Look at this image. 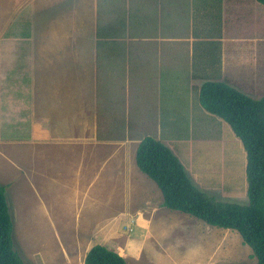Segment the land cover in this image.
<instances>
[{"label":"rangeland","instance_id":"374dc122","mask_svg":"<svg viewBox=\"0 0 264 264\" xmlns=\"http://www.w3.org/2000/svg\"><path fill=\"white\" fill-rule=\"evenodd\" d=\"M241 1L227 0L225 35L230 39L228 45H234L236 49L239 45L242 50V75L237 80L233 74L226 73L225 80H236L239 88L260 98L264 94V4L254 0ZM22 2L0 0V120L3 116L6 131L10 124L25 125L20 119L15 121L13 118V124L10 122L18 106L20 114L25 106L24 90L21 85L17 86L23 76L17 69L10 70L16 63L20 67L23 65L22 57L26 52L24 45L17 46L21 41L18 38L25 30ZM174 74L175 71L170 70L161 90L154 88L158 80L146 87L145 95L153 96L146 98L145 111L154 112L152 108L161 105V118H152L150 112L142 113L143 118L135 121L139 124L144 120V126L139 129L144 134H132L137 139L149 134L173 147L193 182L206 192L219 199L248 203L247 157L240 138L226 121L203 109L199 94L192 102L189 88H174ZM9 76L12 82H9ZM205 79L197 83L202 84ZM12 89L18 93L13 94ZM196 91L197 88L193 93ZM117 104L121 115L123 103L117 101ZM8 136L0 134V184L6 188L13 214L16 249L27 264H83L84 252L98 243L118 250L129 264H137L135 261L139 257L149 264L256 263L252 248L243 242L238 231H223L222 227L205 223L190 214L161 207L156 193L151 196L152 202L142 201L145 199L138 197L143 198L145 193L139 184L133 189L136 197L131 196L132 185L127 182L130 190L124 192V196L120 188L126 191L127 187L113 180L117 177L110 180L107 176L112 165L120 161L116 146L110 153L111 156L116 153L114 158L107 157L114 162L106 167L96 184L88 180L96 167H85L81 181H76L80 178L77 171L72 180L66 181L68 165H63L64 158L51 160L56 155L50 145H27L17 141L5 150L6 143L2 141L10 140ZM134 157L132 154L122 158L125 173L116 165L115 174L134 179ZM71 161L74 163L73 159ZM136 169L141 175L138 183L154 182L137 165ZM91 177L95 178L96 174ZM106 184L114 199L97 197ZM146 193L149 196V192ZM139 207L149 220L142 216L133 226L123 222L130 219L127 214L118 221L119 212L134 213ZM145 208L156 213H148Z\"/></svg>","mask_w":264,"mask_h":264},{"label":"crops","instance_id":"0c3cea01","mask_svg":"<svg viewBox=\"0 0 264 264\" xmlns=\"http://www.w3.org/2000/svg\"><path fill=\"white\" fill-rule=\"evenodd\" d=\"M22 4L25 30L17 46L24 45L26 52L23 65L16 63L10 70L17 69L23 76L17 86L24 90L25 106L21 114L18 106L10 122L13 124V118L20 119L25 125L10 124L6 131L2 116L0 134L9 135L10 140L2 141L6 143L5 150L17 141L50 145L56 155L51 160L64 158L63 165H68L66 181L72 180L77 172L80 178L76 181H81L86 168L96 167L92 170L96 177L90 175L88 180L98 183L106 167L114 162L107 157L114 158L116 153L113 156L110 153L116 146L120 161L112 165L108 178L117 177L113 180L127 187L126 191L120 188L124 196L130 190L127 182L132 185L131 196L135 195L134 187L140 185L145 193V197H138L145 199L142 201L152 202L151 196L156 193L162 207L163 196L157 184L151 181L147 184L146 180L142 185L138 183L141 175L136 169V151L141 139L133 134L141 133L144 120L139 124L135 120L142 119V113L147 112L159 119L162 112L161 105L152 108L157 114L145 111L146 98L153 96L145 95L146 87L158 80L154 88L161 90L167 74L174 70V88H189L192 102L208 80L227 82L256 98L239 88L236 80H225L226 73L240 80L243 64L240 46L236 49L227 44L230 41L225 35L227 0H213V3L210 0H23ZM203 79L202 84L197 83ZM9 82H12L10 76ZM12 93L18 92L12 89ZM117 101L123 103L121 115ZM146 135L149 134L143 137ZM132 154L134 179L120 178L114 168L119 165L125 173L121 159ZM102 189L97 197L114 199L108 184ZM140 208L134 213L119 212L118 221L127 214L130 219L123 222L133 226L142 216L149 220ZM145 210L153 213L151 208ZM135 262L149 264L141 257Z\"/></svg>","mask_w":264,"mask_h":264},{"label":"trees","instance_id":"16d2710c","mask_svg":"<svg viewBox=\"0 0 264 264\" xmlns=\"http://www.w3.org/2000/svg\"><path fill=\"white\" fill-rule=\"evenodd\" d=\"M264 4V0H257ZM201 106L226 121L246 152L249 202L223 200L198 187L173 149L151 135L137 147L136 163L162 192V205L195 216L204 222L236 230L264 264V94L254 98L232 85L205 81L199 93ZM14 219L6 188L0 184V264H27L16 249ZM84 264H129L118 251L95 244Z\"/></svg>","mask_w":264,"mask_h":264}]
</instances>
